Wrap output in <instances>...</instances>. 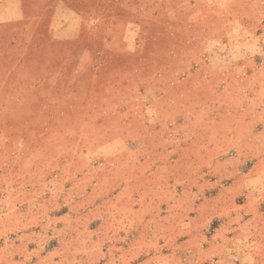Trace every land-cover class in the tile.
Masks as SVG:
<instances>
[{
    "label": "rangeland",
    "instance_id": "374dc122",
    "mask_svg": "<svg viewBox=\"0 0 264 264\" xmlns=\"http://www.w3.org/2000/svg\"><path fill=\"white\" fill-rule=\"evenodd\" d=\"M46 1L41 25L13 33L24 39L5 75L15 86L40 65L45 85L29 98L0 90V264H264V220H230L248 198L237 187L241 202L229 201L236 177L264 207L244 138L166 119L184 102L199 112L208 65L261 58L264 0L238 10L250 29L236 26L235 37L206 22L198 0ZM61 1L79 12V33L54 42L57 3L58 27L75 16Z\"/></svg>",
    "mask_w": 264,
    "mask_h": 264
},
{
    "label": "crops",
    "instance_id": "0c3cea01",
    "mask_svg": "<svg viewBox=\"0 0 264 264\" xmlns=\"http://www.w3.org/2000/svg\"><path fill=\"white\" fill-rule=\"evenodd\" d=\"M61 2L74 12L75 16L71 17L70 22H68L71 26L67 27V22H63L64 27H58L60 25L59 14L61 5L59 2L57 3L55 10L51 13V19L48 20L50 26L48 40L54 42L57 40L60 42L74 40L79 33H77V16L81 17L79 12L69 7L64 1ZM198 2V7L205 9L206 13L209 14L204 20L206 22L213 20L218 25L224 21V25L228 26V31L232 37H235L233 31L236 30V26H245L247 30L250 29L249 21L244 18L245 13L238 11L239 9L252 8L249 0H198ZM46 3V0H0V79L4 77V81L0 84V90H3L4 93L8 89H17L22 90L24 98H29L30 92L34 91L35 88L37 90L42 88V85H45L47 81V77H44L43 74V67L40 65L36 71L34 70L37 76L33 75L32 79H25L23 76L21 84L12 86L5 79L8 67L13 62L10 56L12 54L13 41L17 39L21 42L24 39L22 34L14 38L13 33L24 29V26L33 20L37 21L38 25H41L45 15L39 14V8L44 7ZM261 23L264 24V20H261ZM211 29V27H207L208 31H211ZM219 37H221L220 34L219 36H213V38ZM38 39L42 40L41 37ZM27 54H30V52L25 53V55ZM232 54L234 56L238 55L235 52H232ZM260 57L259 61L251 55L249 62L232 61V64L228 63L215 68L208 65L206 70H211L215 76L211 80L196 85L199 90L194 107L199 108V112L190 116L188 114L189 111L187 110L188 113H186L184 110V102L180 116L172 114L171 118L170 116L166 118L172 122H183V124L186 121L212 122L215 132L211 135L224 138H244L245 161L250 162L252 167L259 169L256 176H264V52H262ZM22 65L26 67L23 70L24 74L29 71V65L26 61ZM183 79H186V77ZM48 81L50 82V80ZM51 82L54 83L55 81ZM181 83L183 82L181 81ZM186 83L187 81H185V85ZM62 85L70 87L66 83H61L60 86ZM236 157H230L231 159L229 160L226 159L225 163L236 161ZM221 165H223L222 160L218 161L214 168ZM229 169V173H234L233 169L230 167ZM245 175L252 177L251 181L255 178L252 173ZM236 178L231 182L234 190L231 192L233 194L229 197V201L230 199H235L237 202H241L242 199L239 198L241 193L248 198L243 199L242 204L239 203L241 209L245 210V214L242 211H236L231 213L230 220L240 221L242 217L246 218L245 223L258 219L264 220V207H262L263 210L259 209L258 197L251 194L253 193L252 184H249L250 181L248 179L242 180V176ZM237 187L241 190L240 194H237ZM262 191L264 190H260V192ZM255 192L257 193L258 190H255ZM259 210H261L260 215ZM197 216L199 215L197 214Z\"/></svg>",
    "mask_w": 264,
    "mask_h": 264
}]
</instances>
